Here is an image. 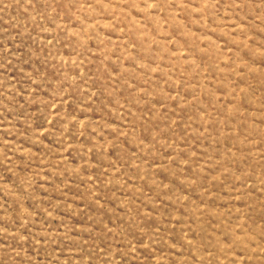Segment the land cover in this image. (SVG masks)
Segmentation results:
<instances>
[{
    "label": "rangeland",
    "instance_id": "rangeland-1",
    "mask_svg": "<svg viewBox=\"0 0 264 264\" xmlns=\"http://www.w3.org/2000/svg\"><path fill=\"white\" fill-rule=\"evenodd\" d=\"M0 264H264V0H0Z\"/></svg>",
    "mask_w": 264,
    "mask_h": 264
}]
</instances>
